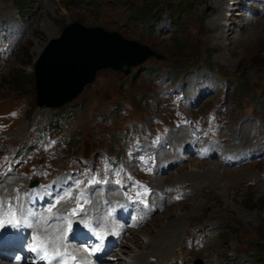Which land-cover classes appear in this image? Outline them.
<instances>
[{
	"label": "rangeland",
	"instance_id": "rangeland-1",
	"mask_svg": "<svg viewBox=\"0 0 264 264\" xmlns=\"http://www.w3.org/2000/svg\"><path fill=\"white\" fill-rule=\"evenodd\" d=\"M223 1L226 31L213 40L215 0H186L180 10V0H0V193L9 179L22 181L7 195L35 179L51 197L61 190L53 199L71 189L56 205L76 217L106 214L104 201L117 202L115 193L104 199L109 190L136 212L151 204L137 223L130 211L114 219L127 228L109 252L122 254L121 264L135 253L143 264H264V0ZM75 21L165 58L151 56L128 75L100 70L69 103L39 107L35 60ZM190 79L203 87L194 93ZM236 141L252 146L234 160ZM176 230L170 252L154 249Z\"/></svg>",
	"mask_w": 264,
	"mask_h": 264
},
{
	"label": "water",
	"instance_id": "water-1",
	"mask_svg": "<svg viewBox=\"0 0 264 264\" xmlns=\"http://www.w3.org/2000/svg\"><path fill=\"white\" fill-rule=\"evenodd\" d=\"M165 55L100 25L67 24L51 38L34 63L36 105L61 107L75 99L103 69L128 75L149 57Z\"/></svg>",
	"mask_w": 264,
	"mask_h": 264
},
{
	"label": "bare ground",
	"instance_id": "bare-ground-1",
	"mask_svg": "<svg viewBox=\"0 0 264 264\" xmlns=\"http://www.w3.org/2000/svg\"><path fill=\"white\" fill-rule=\"evenodd\" d=\"M215 2H216V4L218 5V12H216L215 14H214V16L210 19L211 21H210V24H211V26H213L214 27V30H215V32L213 33V35H212V39L213 40H217L218 38H219V36H221V35H223L224 34V32L226 31V30H224L225 29V26L226 25H224V24H222L221 23V16H223V8L222 9H220V7H222V5H223V3H226L225 1H223V0H215ZM226 7H228L227 5H226ZM224 8H225V6H224ZM12 15V14H11ZM9 16H10V14H9ZM11 21V20H10ZM12 25V24H11ZM45 26H47V24H45ZM13 27V26H12ZM47 29H48V27H47ZM51 29V28H50ZM50 29H48V30H50ZM12 32V31H11ZM16 38V37H15ZM197 74V73H196ZM202 76V75H201ZM193 82L194 83V87L196 86V88L194 89V90H196L194 93H196L200 88H202L203 86H202V84L199 82V81H194L193 79H190L189 80V82ZM193 87V88H194ZM205 87V86H204ZM193 91V90H192ZM191 93H193V92H191ZM245 126H247V127H250V125H249V122H247V125H245ZM244 130V129H243ZM175 137V139H179V137H183L184 138V135L183 134H177V136L175 135L174 136ZM250 139V134H247V136H245V137H243L242 138V141H246V140H249ZM177 143V142H176ZM212 146V145H211ZM210 146V150L209 151H212V150H217L218 148H215L216 146H214L213 145V147H211ZM251 146H252V143H248V144H244V146L242 147V143L241 142H239V141H236V143H234V147L235 148H229L230 149V151L228 152L229 154V158H231V156L233 157L232 159H234V160H237L238 159V156H240L242 153H243V151H244V149H245V151L247 150H249L250 148H251ZM186 147V146H185ZM186 148H188V147H186ZM189 149V148H188ZM229 149H226V150H229ZM263 149V148H262ZM259 150L260 152L261 151H263V150ZM175 150V149H174ZM180 151V152H179ZM179 151H176V153L178 154V153H181V150H179ZM253 151H258V149L257 148H254V147H252V152ZM171 153H173V152H171ZM205 153V152H204ZM214 153V152H213ZM212 153V154H213ZM226 153V152H225ZM207 155V154H206ZM202 156V155H201ZM211 156V155H210ZM204 157V156H203ZM209 157V156H208ZM181 158V157H180ZM172 159V162L175 160V158L174 157H172L171 158ZM226 161H227V159H226ZM228 161H229V159H228ZM227 161V163H230V164H235V163H237V162H235V161H231V162H228ZM202 164V165H201ZM200 165L201 166H203V163H201ZM212 168V167H211ZM212 169H216V168H212ZM208 171V170H207ZM213 174V173H212ZM209 176V175H208ZM11 178V177H10ZM214 178H216V177H214ZM7 179V178H6ZM74 180H76V179H74ZM22 181V179H16V180H14V179H9L8 181H6L7 183H6V185H4L5 187H1L2 188V191L3 192H1L2 194H1V196H3V193L5 194L6 193V195H4L3 196V198H2V200L5 202V201H7V196H11V200L12 201H18V203H20V200L22 201V199H21V197L20 196H16V190H13L12 192H11V194H8L7 195V192H5V191H7L8 190V188H9V186L11 185V186H13L12 185V183H16V184H14V185H17L18 183H20ZM72 183V182H71ZM81 184V183H80ZM10 186V187H11ZM17 186H19V185H17ZM68 186V185H67ZM14 187V186H13ZM93 187H95V185H93ZM15 188V187H14ZM30 188V187H29ZM57 189V188H56ZM55 189V190H56ZM63 189V188H62ZM10 190V189H9ZM54 190V191H55ZM100 190V189H99ZM105 190V189H104ZM109 190V189H108ZM118 190V189H117ZM78 191V190H77ZM79 192V191H78ZM88 192V191H87ZM102 192V191H101ZM117 192V191H116ZM75 193V192H74ZM103 193V192H102ZM111 193H115V191H113V190H109V191H106L105 192V194H106V196H105V198L104 199H107V198H110V194ZM118 193H119V191H118ZM104 194V193H103ZM119 194H123V192L121 193H119ZM115 196L116 195H113L112 197L115 199ZM119 196H121L122 197V195H119ZM76 198V197H75ZM125 198V197H124ZM73 199V198H72ZM100 201H102V198H100L99 199ZM116 200V199H115ZM125 200V199H124ZM62 202V201H61ZM90 201H88V203H89ZM108 202H111L112 204H113V201H104V203L103 204H106V205H108L107 203ZM130 202V201H129ZM131 203V202H130ZM141 203V202H140ZM139 203V204H140ZM80 204V203H79ZM81 205V204H80ZM57 206V205H56ZM83 206H84V204H83ZM149 206H151V205H149ZM149 206L147 207V209H146V214L147 215H149V214H151V211L149 212ZM3 207V206H2ZM1 207V208H2ZM77 208V207H76ZM80 209V208H79ZM60 211L61 212H63V208H62V206L60 207ZM70 211V210H69ZM96 211H99V210H93V213H91L90 214V216L92 215V216H94L95 218H97L98 220L99 219H101V216H100V212H101V210H100V212L98 213V212H96ZM107 211V210H106ZM98 213V214H97ZM103 213V212H102ZM130 213V212H129ZM128 213V214H129ZM128 216V215H127ZM39 222H38V225H37V227H35V229L38 231V233L41 235V236H47V239L49 238V237H51V236H53L54 234H56V233H58V232H62V230H64V226H65V224H64V222H59V221H54V222H52V223H48V219H49V217H50V215H48V213H47V211H42V212H40L39 213ZM41 217H43L44 219L43 220H41ZM76 218H78V217H76ZM104 219H106V218H104ZM97 220V221H98ZM96 221V220H95ZM126 222V221H125ZM174 222H176V221H174ZM178 222V221H177ZM89 223H90V221H89ZM97 223V222H96ZM95 223V224H96ZM100 223V222H99ZM119 223H121V222H119ZM83 224V223H82ZM85 224H86V222H85ZM124 224V223H123ZM99 225V224H98ZM126 225V224H125ZM171 225H173V224H171ZM131 226H132V224H131ZM175 227V226H174ZM182 228V227H181ZM124 231H127V228L126 229H123V233H124ZM163 232V231H162ZM169 232V231H168ZM177 230L176 231H173V233H168V234H166L165 233V231H164V233H163V236H161V242H159V244L157 243V244H153V246L154 245H156L155 246V248L154 249H158V251H161V252H165V253H168V252H170V250L174 247V243H175V241H176V238H177ZM63 235H64V240L63 241H61V242H59V246L61 245V247L60 248H62V247H64V246H70L71 248H74V246L73 245H71L72 244V242H68V239H67V237H66V233H63ZM67 241V242H66ZM146 242H148V241H146ZM156 242V241H155ZM152 246V245H151ZM120 248V247H119ZM118 248V249H119ZM117 250V249H116ZM131 250H133V249H131ZM123 251H126V249H122V252ZM121 253V252H120ZM131 253H129L128 252V254H127V256H129ZM136 254V253H135ZM131 255L130 256V259L128 260V262L129 263H127V264H143V260H144V257L142 256V257H137V258H141L139 261L136 259V255H138V253L136 254V255ZM143 255V254H142ZM141 256V255H140ZM120 257H123L122 256V254H118V253H116L115 255H109V256H107L105 259H109V261L112 263V264H121V261L122 260H119V258ZM111 258V259H110ZM125 258V257H124ZM125 261H127L126 260V258L124 259ZM103 263V262H102ZM101 262H99L98 264H102ZM6 264H11V263H8V262H6ZM123 264H125V263H123ZM144 264H145V261H144Z\"/></svg>",
	"mask_w": 264,
	"mask_h": 264
},
{
	"label": "snow or ice",
	"instance_id": "snow-or-ice-1",
	"mask_svg": "<svg viewBox=\"0 0 264 264\" xmlns=\"http://www.w3.org/2000/svg\"><path fill=\"white\" fill-rule=\"evenodd\" d=\"M80 183H82V181H77L76 187H79ZM89 183L90 184L99 183V181L92 180ZM148 194H150L149 191L145 190L144 195H148ZM71 197H72V191H71V189H69L67 192H65L61 196L55 198L53 200V203L46 208V211L52 212V209L55 207L56 204H59L61 202V200L71 199ZM84 198H85V194L83 192H80L76 198L78 205H79V201L81 199H84ZM177 198L179 199V197H177ZM2 206H3V201H0V207H2ZM70 211L73 215L79 214L77 209H71ZM80 211H82V207L80 208ZM43 219L44 218L41 217V220H43ZM54 219L56 221H60V220L67 221V224H68L67 229H64V230H62V232H58V233H56L53 236L48 238V240L51 243V246L53 248L57 249L55 255L50 253L48 244H45L44 241L40 240L39 238H36L37 239L36 244L31 246L30 249H28V250H30L33 253H36L41 260H44L46 262V264H53L54 260H55L56 264H69V259L74 261L76 259V257L75 256H69L67 251L61 252L59 250V242L64 240L63 233L72 231V221L69 220L67 216H59V215L55 216ZM81 222H83V221H81ZM7 226H9L13 229L19 228L21 226V221L18 219L9 220V221H7ZM4 227H5L4 222L0 221V229H3ZM85 227H87V224H85ZM90 231H92V234L95 237V239L97 241H99V243H94V244H90V245L85 246L86 250L89 251V254L92 255V254H95V253L102 251L103 241L105 239V236L102 234L96 233L94 230L90 229Z\"/></svg>",
	"mask_w": 264,
	"mask_h": 264
},
{
	"label": "trees",
	"instance_id": "trees-1",
	"mask_svg": "<svg viewBox=\"0 0 264 264\" xmlns=\"http://www.w3.org/2000/svg\"><path fill=\"white\" fill-rule=\"evenodd\" d=\"M183 1H186V0H180V3H182ZM187 3H186V5H187ZM159 5H161V6L165 5V1L159 2ZM181 8H183V3L180 4V6H179L178 9L180 10ZM141 12H142L141 9L140 10L137 9V11H136L137 17L141 15ZM153 14L154 13H152V11L151 12H148L147 15L143 16V18H149V17L152 18Z\"/></svg>",
	"mask_w": 264,
	"mask_h": 264
}]
</instances>
